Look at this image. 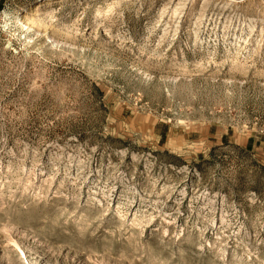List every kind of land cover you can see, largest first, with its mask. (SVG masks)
Segmentation results:
<instances>
[{"label": "rangeland", "instance_id": "rangeland-1", "mask_svg": "<svg viewBox=\"0 0 264 264\" xmlns=\"http://www.w3.org/2000/svg\"><path fill=\"white\" fill-rule=\"evenodd\" d=\"M0 264H264V0H0Z\"/></svg>", "mask_w": 264, "mask_h": 264}]
</instances>
